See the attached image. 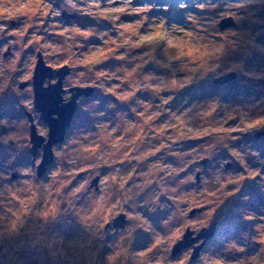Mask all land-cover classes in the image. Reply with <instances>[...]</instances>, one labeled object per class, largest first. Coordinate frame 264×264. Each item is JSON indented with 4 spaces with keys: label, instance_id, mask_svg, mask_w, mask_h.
<instances>
[{
    "label": "clouds",
    "instance_id": "1",
    "mask_svg": "<svg viewBox=\"0 0 264 264\" xmlns=\"http://www.w3.org/2000/svg\"><path fill=\"white\" fill-rule=\"evenodd\" d=\"M259 10L0 0V264H264V153L237 144L264 131V95H195L264 81L225 62L264 45L222 30Z\"/></svg>",
    "mask_w": 264,
    "mask_h": 264
},
{
    "label": "rangeland",
    "instance_id": "2",
    "mask_svg": "<svg viewBox=\"0 0 264 264\" xmlns=\"http://www.w3.org/2000/svg\"><path fill=\"white\" fill-rule=\"evenodd\" d=\"M144 2L173 3L174 0H137V3ZM165 15H174L179 18L181 14L176 13L175 9H173L172 14L165 13ZM257 17L259 19H257ZM80 22L86 23L87 18H84ZM224 23L226 25L222 30L229 28L250 30L255 41L260 45H264V10H259L255 16L250 17L239 25L231 19L224 21ZM248 52L249 54L246 57L239 54H233L226 58L225 62H227V59H244L245 67L248 70H264V52L258 51L254 47L249 48ZM195 95L200 98H211L216 96L224 102H244L247 101L248 97H259L260 95H264V81L246 80L245 77L236 72L218 78L210 76L202 82L198 89L195 90ZM241 97H243V101L241 100ZM261 132L262 131H257L251 134H246L243 136L242 140L237 141V144H250L253 148L259 149L264 153V138L259 137L260 135H263ZM234 135H236V133H234ZM223 155H227V153H224Z\"/></svg>",
    "mask_w": 264,
    "mask_h": 264
},
{
    "label": "flooded vegetation",
    "instance_id": "3",
    "mask_svg": "<svg viewBox=\"0 0 264 264\" xmlns=\"http://www.w3.org/2000/svg\"><path fill=\"white\" fill-rule=\"evenodd\" d=\"M262 132H263V135H260V136H259L260 138H264V131H262Z\"/></svg>",
    "mask_w": 264,
    "mask_h": 264
},
{
    "label": "water",
    "instance_id": "4",
    "mask_svg": "<svg viewBox=\"0 0 264 264\" xmlns=\"http://www.w3.org/2000/svg\"><path fill=\"white\" fill-rule=\"evenodd\" d=\"M225 25H226V24L223 22L222 28L225 27ZM261 133H263V132H261Z\"/></svg>",
    "mask_w": 264,
    "mask_h": 264
}]
</instances>
